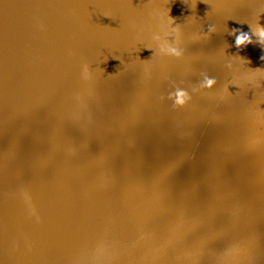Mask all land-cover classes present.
I'll return each mask as SVG.
<instances>
[{"label":"water","instance_id":"1","mask_svg":"<svg viewBox=\"0 0 264 264\" xmlns=\"http://www.w3.org/2000/svg\"><path fill=\"white\" fill-rule=\"evenodd\" d=\"M262 11L0 0V264H264V48L228 34Z\"/></svg>","mask_w":264,"mask_h":264},{"label":"clouds","instance_id":"2","mask_svg":"<svg viewBox=\"0 0 264 264\" xmlns=\"http://www.w3.org/2000/svg\"><path fill=\"white\" fill-rule=\"evenodd\" d=\"M264 3V0H261ZM264 11L257 13L256 20L254 24H248V31H241L237 28H233L228 31L230 36L234 35V47L240 49L250 43L255 42L261 48H264V26L258 23L260 14ZM215 27L212 25L207 26V31L202 32V36H207L208 34L215 32ZM153 41L156 44L154 51L162 56H168L179 59L183 55V49L177 46L178 39V24H174L173 20L169 17L168 30L163 32L161 35H153ZM148 49H153L149 47ZM224 51V48H223ZM230 58H234L239 62L246 61L239 55H231ZM264 61V55L260 57ZM231 68V64L227 65ZM257 70L260 68H256ZM264 74V72H260ZM83 74L87 75V69H83ZM216 85L215 77L209 76L207 74H202L201 78L197 82L196 86L191 89L192 93L197 91H210ZM225 91H228V85L225 86ZM172 102V107L183 108L191 99L188 90L182 87H176L171 92L168 93L167 97Z\"/></svg>","mask_w":264,"mask_h":264},{"label":"bare ground","instance_id":"3","mask_svg":"<svg viewBox=\"0 0 264 264\" xmlns=\"http://www.w3.org/2000/svg\"><path fill=\"white\" fill-rule=\"evenodd\" d=\"M30 86H31V87H34V86H40V84L37 83V82H33V83L30 82ZM32 89H33V88H32ZM23 99H24V98H23ZM23 99L19 102V105L24 103Z\"/></svg>","mask_w":264,"mask_h":264}]
</instances>
